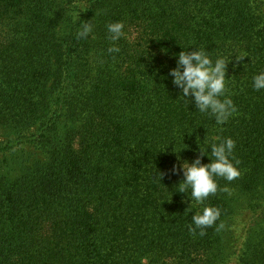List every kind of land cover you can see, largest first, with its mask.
I'll return each mask as SVG.
<instances>
[{"label":"trees","instance_id":"1","mask_svg":"<svg viewBox=\"0 0 264 264\" xmlns=\"http://www.w3.org/2000/svg\"><path fill=\"white\" fill-rule=\"evenodd\" d=\"M195 49L229 62L223 125L167 75ZM262 71L263 0H0V264H264ZM217 137L241 174L197 203L177 157Z\"/></svg>","mask_w":264,"mask_h":264},{"label":"clouds","instance_id":"2","mask_svg":"<svg viewBox=\"0 0 264 264\" xmlns=\"http://www.w3.org/2000/svg\"><path fill=\"white\" fill-rule=\"evenodd\" d=\"M79 27L78 37L87 39L93 30L92 22L79 21ZM107 31L114 42L109 52L118 53L120 49L115 46V42L125 35L123 22L109 23ZM228 63L223 57H218L213 61L203 49L190 52L182 50L176 54V67L170 69L167 74L172 78L171 82L175 88L180 90V97L185 103L187 105L194 103L197 111L201 113H211L218 125L225 124L236 111L233 101L225 95ZM253 88L257 91L264 90V71L253 77ZM189 97L190 100L185 99ZM216 139L219 142L210 145L211 159L201 148H199L200 155L191 163L180 162L179 156L177 157L179 172L183 175V180L178 185L180 192L190 190L192 199L197 203H203L210 195L217 192L218 184L215 177H222L231 182L241 174L236 164L230 159L235 149V141L231 138L220 140L217 137ZM202 156H207L210 163L203 164L200 158ZM172 172L177 174L176 165L173 166ZM159 174L161 179L163 173ZM224 190L227 191V189ZM219 216V209L205 206L200 212L192 215V224L196 228L209 227ZM190 231L194 232L195 228H190Z\"/></svg>","mask_w":264,"mask_h":264},{"label":"rangeland","instance_id":"3","mask_svg":"<svg viewBox=\"0 0 264 264\" xmlns=\"http://www.w3.org/2000/svg\"><path fill=\"white\" fill-rule=\"evenodd\" d=\"M264 1V0H263Z\"/></svg>","mask_w":264,"mask_h":264}]
</instances>
